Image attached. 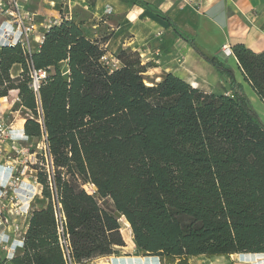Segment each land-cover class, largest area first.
Segmentation results:
<instances>
[{
    "label": "trees",
    "instance_id": "1",
    "mask_svg": "<svg viewBox=\"0 0 264 264\" xmlns=\"http://www.w3.org/2000/svg\"><path fill=\"white\" fill-rule=\"evenodd\" d=\"M60 14L32 54L20 45L0 49V98L18 90L30 112L24 133L46 137L54 168L36 167L46 205L31 212L23 252L2 264H66L55 197L76 264L124 248L121 219L150 256L264 254V121L234 69L164 18L229 79L230 91L207 93L172 73L149 85L143 74L153 64L131 60V52L113 54L119 64H110L111 35L99 30L104 18L77 19L75 9L70 18ZM230 50L264 103V52L241 41ZM32 70L47 72L38 91Z\"/></svg>",
    "mask_w": 264,
    "mask_h": 264
},
{
    "label": "rangeland",
    "instance_id": "2",
    "mask_svg": "<svg viewBox=\"0 0 264 264\" xmlns=\"http://www.w3.org/2000/svg\"><path fill=\"white\" fill-rule=\"evenodd\" d=\"M192 7H188L186 9L179 8V5H174L169 12H163L159 6L151 5L149 8L151 13V18L154 19L158 17L160 19L170 18L176 21V27L180 31L184 32V24L186 21H192V23H188L190 27H186V31L188 34H196L197 32H205L203 35L204 38L199 36V40L197 42L199 45L207 51L209 54H212L218 61L223 62L227 65H230L234 69L236 78L243 84L244 90L250 99V102L254 109L257 111L261 119L264 121V103H262L258 97L254 94L250 86L243 81V78L235 65L233 59L229 55L228 44H223L221 39L219 43L221 44L218 50L210 49L209 42H212V38H209V33H219V31H223L224 29V16L219 15L216 19L221 26L216 29L210 27L207 23H204V26L200 25V30L198 29L199 21L198 18L201 15H208L212 17L214 14H202L201 4L200 3H191ZM167 6V5H166ZM163 7V10L166 8ZM179 8V9H178ZM71 9H75L77 19H89L91 17V13L84 9L81 6H75ZM68 11V8L66 9ZM72 10V12H73ZM104 14V13H103ZM145 12L139 11L137 16V22L139 20H143L141 24L144 26L143 30L145 32H149L148 39H145L143 45H136V50L131 49H121L115 54H119L122 50L126 52H131L132 57L131 60H142L143 63H151L154 66L153 68H149L146 73L143 74V78L147 82V84L152 85V83L160 82L161 78H163L166 74L172 73L186 82L190 84H196L197 88L207 92L214 93L216 95L227 94L229 93V79L225 76L219 74L211 65L201 60L198 56L196 59H193L192 66H188L187 64V56L192 55L190 50L191 47H188L186 43L179 41L176 36V32L173 26L167 29H161L159 31H155L156 28L151 20H147V18L142 19ZM60 17V12L54 13L52 16ZM48 16V15H46ZM47 18V17H46ZM48 19V18H47ZM51 19V18H50ZM104 19L109 21L108 24H103L102 28L99 29L101 34L113 35L117 24L120 19L119 16L115 17L114 13L111 15H104ZM42 16L39 17V21H42ZM198 24V25H197ZM197 25V26H195ZM102 30V31H101ZM126 34L124 38L131 39L130 29H126L124 31ZM198 37V36H197ZM196 39L195 37H192ZM202 44V45H201ZM187 46V47H186ZM192 49V48H191ZM193 50V49H192ZM111 60L110 64H113L114 57L113 55H109ZM113 58V59H112ZM19 74V67L13 70V76H17ZM194 87V86H193ZM196 88V87H194ZM254 94V95H253ZM15 95H9L5 97L4 102H0L1 105H7V109H1L5 112V121L8 124H14V127L18 128L21 126L22 121L28 118L30 112L26 109L22 108L20 102L15 101ZM257 97V98H256ZM1 99V98H0ZM19 144L22 147H25L31 155H33L30 159L25 157V159H21L20 162H25L24 165H27L28 168L26 172H24V183L23 187L19 191V195H16L11 192L6 203H10L12 198L13 203L9 207H5L2 210L1 217L10 216L8 211H16L20 208L21 211H25L27 207H29L28 212H32L34 209L41 208L46 205V199L42 195V186L37 182V171L36 167H42L41 161L44 158L45 152V142L44 138L41 137L36 140H28L24 137H19ZM28 161H25L27 160ZM29 185V186H27ZM35 187V190L32 188ZM85 189L93 194L95 193V189L91 185L84 186ZM1 188V185H0ZM25 190V191H24ZM30 204H29V203ZM5 203V205H7ZM29 204V206H28ZM16 213V212H15ZM19 216L11 215L9 217V229L8 232L12 234L20 233V226L22 225V221L19 220ZM121 222V232L126 242V246L124 248H117V251L111 256L99 258L85 264H264V254H251V256H246L245 254L237 255L234 254L232 256H199V257H186V258H173V257H162V256H150L146 255L142 250H140L133 239L130 227L127 226V222L124 219L120 220ZM1 223V221H0ZM4 228L3 225H0V230ZM19 228V229H18ZM14 254H8L6 248L1 246L0 248V264L7 259H12L11 257ZM150 257L149 259H147ZM134 260V262H133ZM129 261V263H128ZM131 261V262H130ZM8 264V263H6Z\"/></svg>",
    "mask_w": 264,
    "mask_h": 264
},
{
    "label": "crops",
    "instance_id": "3",
    "mask_svg": "<svg viewBox=\"0 0 264 264\" xmlns=\"http://www.w3.org/2000/svg\"><path fill=\"white\" fill-rule=\"evenodd\" d=\"M22 1L26 3L29 9L41 14L43 18L42 21L46 20L47 18L48 19L55 18L57 16L55 15L52 16L54 13L60 12L61 10L66 8L71 9L72 7L75 6L83 7L84 9H86L91 13V19L98 21L104 18L103 13L105 12V8L107 6H110L113 10L115 17L119 16L120 21L117 24L113 35H111L110 41L106 45L109 55H113L121 49L136 50V45H143L145 39H148L147 37L149 36L147 35H149V32H145L143 30L144 26L141 24L143 20H139L138 22L136 20L137 19L136 15H138L139 11L140 13L145 12L144 16H147V17H141L142 19L147 18L148 21L151 20V23L155 25L156 27L154 29L155 32L161 29L170 28V25L165 19H160L158 17H155L154 19H152L153 17L151 18L152 12L149 9L151 5L157 4L163 12H169L174 5L180 4L179 8L186 9L189 6L192 7L191 3L193 2L201 4L202 14H208V12H210L211 15L214 14L212 15V17H209L208 15H201V17L198 18L199 30H200V25H202L203 27L204 23H207L210 27L218 29L221 25L218 23L220 21H217L216 18L219 15L224 16L223 31H219V33L217 34L209 33L208 35L209 38L210 37L212 38L211 40L212 42H209L211 46L210 49L215 51L218 50L221 45L219 43V40L221 39L223 44H228L229 46H231V43L234 41H241L246 46H248L249 48L255 51L264 52V0H141L142 2L147 4L144 7L135 5L131 1H124V0H22ZM165 6L166 8L163 10V7ZM173 22L177 24L175 20H173ZM108 23L109 21L105 20L104 24H108ZM188 23H192V21L185 22L184 30H183L185 34L189 35L191 38L195 37L196 40H199L198 39L199 36L201 38H204L203 37V35L205 34L204 31L203 32L201 31L200 33L197 32L196 34H191V35L188 34L185 29L186 27H190ZM96 27L97 26H94L95 28L94 30L97 29ZM126 29H130L129 36H132L131 39L124 38V36L126 35L124 31ZM40 31L43 32L44 28H40ZM178 39L179 41L182 40L179 37ZM181 42L186 43L184 40H182ZM187 46L190 47L188 44ZM231 59H233L234 63L236 64L235 57L231 56ZM160 80H162V78ZM4 101L5 98L0 99V102H4ZM6 106L7 105H1L0 109L5 110L7 109ZM24 124H25V120L22 121L20 127L18 128L16 127L19 133L23 134V137L28 140L39 139V138L27 137L24 133ZM21 159L22 158L18 159V161H21ZM5 163L6 161L4 160V158L0 157V185L6 184L10 177L9 174H7L4 171L3 165ZM0 201L2 202V200ZM3 203L5 204L6 202L4 201ZM6 204L7 207H9L11 205V202ZM30 216H31V212L18 217L19 220L22 221V225L20 226L21 230L19 234L14 235L8 232L7 230L9 229V227L5 229L2 228L0 230V248L1 246H3L4 248L7 249L8 254H14L11 257H14L22 253L24 250V237L28 228ZM245 255L251 256V254H245Z\"/></svg>",
    "mask_w": 264,
    "mask_h": 264
},
{
    "label": "built area",
    "instance_id": "4",
    "mask_svg": "<svg viewBox=\"0 0 264 264\" xmlns=\"http://www.w3.org/2000/svg\"><path fill=\"white\" fill-rule=\"evenodd\" d=\"M67 9V8H66ZM61 10L60 12L66 18L72 17V10L69 9ZM113 14V10L110 6L105 8L104 15ZM41 14L29 9L26 3L22 0H0V49L2 47H15L20 45L25 55L32 54L36 51L40 44L44 41V32L49 30L52 25L58 24L61 17H55L39 21ZM61 16V14H60ZM40 28H44L41 32ZM231 50L229 48V55ZM108 60H110L108 55ZM113 59V58H112ZM111 61V60H110ZM119 64V61L114 57L113 66ZM47 72L45 70H32V87L35 91H38L41 81L46 77ZM10 96L15 95V101H19L18 90L10 91ZM43 112L41 108L38 109L39 122L42 123ZM5 112L0 109V157H3L6 163L3 165L4 171L9 174V180L6 184L1 185L0 188V225L8 228L9 217L11 215H25L28 214L29 204L25 211L20 209L15 212L10 210L8 213L10 216L1 217L2 210L7 207L3 202L8 199L9 194L14 193L19 195V191L23 187L24 183V172H26L28 166L24 165L25 162H20L18 159L28 157L29 159L33 156L26 148L19 144L20 138L23 134L13 126L5 121ZM44 140L46 137L43 136ZM8 147H7V145ZM15 155V156H14ZM27 160L25 161H28ZM41 165L44 166L49 173L53 172V160L50 156L47 147L45 146L44 160L41 161ZM29 186V185H27ZM35 190V187L32 186ZM25 191V190H24ZM12 198L11 204L13 203ZM55 217L57 222V231L59 236L60 246L64 255L66 264H76L72 257V246L69 235L66 231V217L62 210V205L58 199L53 198Z\"/></svg>",
    "mask_w": 264,
    "mask_h": 264
},
{
    "label": "bare ground",
    "instance_id": "5",
    "mask_svg": "<svg viewBox=\"0 0 264 264\" xmlns=\"http://www.w3.org/2000/svg\"><path fill=\"white\" fill-rule=\"evenodd\" d=\"M191 50V49H190ZM192 52V55H189V56H187V64H188V66H192V62H193V59L195 60L196 59V57H197V55L193 52V51H191ZM194 87H198V86H196V84H192ZM254 95V94H253ZM257 98V97H256ZM6 176V175H5ZM127 226L128 227H130V225H129V223H127ZM133 236V235H132ZM150 257H148L147 259H149Z\"/></svg>",
    "mask_w": 264,
    "mask_h": 264
}]
</instances>
